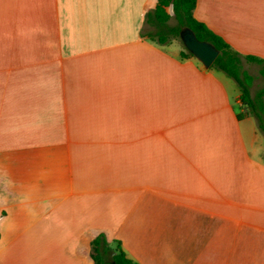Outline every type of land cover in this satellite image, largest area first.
Masks as SVG:
<instances>
[{
    "label": "crops",
    "instance_id": "1",
    "mask_svg": "<svg viewBox=\"0 0 264 264\" xmlns=\"http://www.w3.org/2000/svg\"><path fill=\"white\" fill-rule=\"evenodd\" d=\"M157 3L0 0V264H95L101 233L136 264H264V132L149 38ZM194 16L264 58V0Z\"/></svg>",
    "mask_w": 264,
    "mask_h": 264
},
{
    "label": "trees",
    "instance_id": "2",
    "mask_svg": "<svg viewBox=\"0 0 264 264\" xmlns=\"http://www.w3.org/2000/svg\"><path fill=\"white\" fill-rule=\"evenodd\" d=\"M197 0H158L156 7L149 12L150 21L155 28L149 32L150 39L160 44H169L174 40L183 46L182 56H194L182 41L180 32L184 27L192 28L198 38L212 42L220 54L211 67L224 71L238 83L241 90V100L245 104V112L257 116L259 127L264 132V86L256 93H251L255 76L244 67V60L260 65V73L264 77V58L252 54H243L233 48L221 35L215 33L203 21L194 16ZM174 16L177 24L169 21ZM112 245L105 233L99 234L92 240L96 254H93L95 264H136L128 258L122 249L120 241Z\"/></svg>",
    "mask_w": 264,
    "mask_h": 264
},
{
    "label": "water",
    "instance_id": "3",
    "mask_svg": "<svg viewBox=\"0 0 264 264\" xmlns=\"http://www.w3.org/2000/svg\"><path fill=\"white\" fill-rule=\"evenodd\" d=\"M180 35L187 49L198 58L206 68H210L220 54V50L212 42L198 38L195 31L190 27H184Z\"/></svg>",
    "mask_w": 264,
    "mask_h": 264
},
{
    "label": "rangeland",
    "instance_id": "4",
    "mask_svg": "<svg viewBox=\"0 0 264 264\" xmlns=\"http://www.w3.org/2000/svg\"><path fill=\"white\" fill-rule=\"evenodd\" d=\"M169 24L171 25L177 24V20L174 16L171 17ZM150 29H153V27H150ZM245 65L248 71L255 76L254 84L251 87L252 95L255 96L256 93L264 86V77L261 75L259 66L256 63H247L245 61ZM116 245L117 244H114V246ZM92 254H96L94 249Z\"/></svg>",
    "mask_w": 264,
    "mask_h": 264
}]
</instances>
